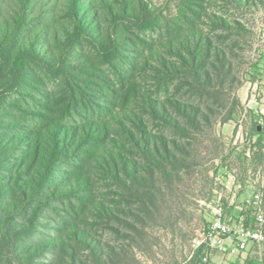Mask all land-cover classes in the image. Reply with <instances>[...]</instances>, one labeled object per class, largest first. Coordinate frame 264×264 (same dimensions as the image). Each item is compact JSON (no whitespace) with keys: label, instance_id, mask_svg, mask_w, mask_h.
<instances>
[{"label":"rangeland","instance_id":"374dc122","mask_svg":"<svg viewBox=\"0 0 264 264\" xmlns=\"http://www.w3.org/2000/svg\"><path fill=\"white\" fill-rule=\"evenodd\" d=\"M106 1L121 6V0ZM51 2L44 6L45 14L56 19L42 18L28 27L54 28L59 37L51 36L50 44L58 57L65 30L72 31L75 21L67 16L66 0ZM130 2L142 9L141 0ZM145 3L153 18L128 25L125 56L111 62L82 40L65 59L66 74L34 67L42 79L35 98L47 105V116L67 126L95 122L110 130L107 147L113 155L103 153L105 162L62 165L61 175L78 177L85 189L64 199L47 191L50 200L41 201L38 233L31 243L62 238L67 252L78 251L82 264H94L95 254L118 264H189L194 240L208 227L217 203L227 200L232 181L249 180L250 194L264 189V157L251 162L243 156L244 151L250 155L253 143L247 138L255 123L264 120V0H244V7L234 0ZM5 4L7 18V12L19 11L18 0ZM41 4L31 10L40 11L35 6ZM97 6L100 33L105 34L112 16L110 9ZM191 31L208 39L212 48L211 57L198 67L185 63L182 48L177 46L181 56L165 46ZM145 135L157 158L155 147L159 150L166 174L144 154ZM109 167L116 170L111 173ZM82 197L88 200L77 199ZM226 213L233 224L235 215ZM75 227L97 253L79 243ZM243 261L216 251L209 264ZM71 262L59 244L34 259L35 264Z\"/></svg>","mask_w":264,"mask_h":264},{"label":"trees","instance_id":"16d2710c","mask_svg":"<svg viewBox=\"0 0 264 264\" xmlns=\"http://www.w3.org/2000/svg\"><path fill=\"white\" fill-rule=\"evenodd\" d=\"M18 2L19 11L14 15L7 12V18L4 12L5 0H0V264H35L34 259L37 256L50 247H58V244L71 257V264H77L80 262L78 251L75 249L67 252V244L62 238L31 244L38 233L36 221L42 211L41 201L50 200L47 191L53 198L64 199L78 189H85L78 177L72 175L67 178L61 175L62 165H76L74 163L78 164L80 161L102 164L101 161L105 162L103 153L113 155L107 147L110 130L106 124L95 122H88L79 128L67 126L54 117L47 116L44 109L47 105L41 104L35 98V94L42 91L39 87L42 79L36 75L34 67L66 74L69 66L65 59L74 55L73 51L82 40L91 43L105 59L113 62L125 56L123 51L127 49L122 46V42L126 39L125 30L128 25L144 24L148 20L151 22L154 12L145 0H141V10H137L135 3L130 0H121L119 7L112 6L106 0H66L69 4L67 16L75 23L71 24L72 31L65 30L63 54L56 57L50 44L51 36L58 40L55 29L28 27L39 23L42 18L52 21L56 19L55 14H45L44 6L51 5V0ZM36 3H42L35 6L40 10L38 12L31 10L34 8L31 5ZM234 3L239 7L245 6L244 0H234ZM97 4H102L104 9H110L112 16L105 34L100 33L97 22ZM187 33L189 35L184 40L174 39L178 42H170L165 46L181 56L183 53L177 46L182 48L187 56L185 63L198 67L211 57L212 48L208 39L201 38L194 31ZM204 40L207 45H203ZM74 57L78 62L79 56ZM14 97L16 102H10ZM16 109L19 111L17 116L13 114ZM157 114L165 117L163 113ZM131 136L134 144L139 147L137 138ZM144 141V154L165 173L164 163L159 159L162 157L159 150L155 147L157 158L150 149L146 135ZM247 141L253 143L250 155L246 151L243 153L247 160L254 162L264 157V127L255 123L253 133L248 136ZM166 159L169 160L167 157ZM113 161L116 162L114 156ZM114 170L116 167H109V172L113 173ZM127 175L137 179L131 172H127ZM77 199L88 200L83 197ZM220 203L232 213L224 201ZM249 213L251 212L245 210L243 216L247 223H253L254 219ZM19 219L23 222L19 223ZM72 232L80 237L76 227ZM80 239L82 240L77 239L79 243L97 253L96 246L89 243L87 238ZM203 252V249L195 250L189 264H203ZM95 255L94 264H118L110 256L107 261L103 256Z\"/></svg>","mask_w":264,"mask_h":264},{"label":"built area","instance_id":"2783aa9c","mask_svg":"<svg viewBox=\"0 0 264 264\" xmlns=\"http://www.w3.org/2000/svg\"><path fill=\"white\" fill-rule=\"evenodd\" d=\"M263 122L262 118L261 125L264 126ZM244 208L251 212L253 223H247L246 217H240L232 224L220 202L213 208L212 220L193 243L194 250H204L203 264H209L212 253L216 251L242 256L251 244L264 248V189L247 198Z\"/></svg>","mask_w":264,"mask_h":264},{"label":"crops","instance_id":"0c3cea01","mask_svg":"<svg viewBox=\"0 0 264 264\" xmlns=\"http://www.w3.org/2000/svg\"><path fill=\"white\" fill-rule=\"evenodd\" d=\"M229 179H231V177H229ZM232 184L234 185L233 190L229 189L232 193L229 192V196L227 197V200H225V204L227 205V208L232 210L236 219H239L240 217H245L243 216V213L245 212V200L251 197L256 191H253V193L250 194L251 191L247 190L252 187V183L249 180L245 181L243 179H234ZM261 187L264 188V181H262ZM219 253L223 256L229 255L227 252ZM241 258L246 264H264V248L257 246L256 244H251L249 250L243 254Z\"/></svg>","mask_w":264,"mask_h":264}]
</instances>
